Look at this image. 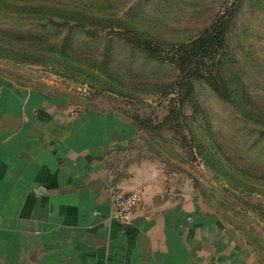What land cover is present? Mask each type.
<instances>
[{
  "label": "rangeland",
  "instance_id": "1",
  "mask_svg": "<svg viewBox=\"0 0 264 264\" xmlns=\"http://www.w3.org/2000/svg\"><path fill=\"white\" fill-rule=\"evenodd\" d=\"M10 1L12 10L83 9L107 16L113 28L73 35L66 43L70 54L62 55L51 54L47 44L62 41L63 32L0 14V75L82 109L117 110L137 120L143 154H161L164 164L184 168L203 203L264 264V0ZM223 17L229 22L226 46L209 64L233 100L221 98L204 78L183 80L175 63L126 38V30H134L170 46L194 40ZM40 53L51 54L52 62L23 61Z\"/></svg>",
  "mask_w": 264,
  "mask_h": 264
},
{
  "label": "crops",
  "instance_id": "2",
  "mask_svg": "<svg viewBox=\"0 0 264 264\" xmlns=\"http://www.w3.org/2000/svg\"><path fill=\"white\" fill-rule=\"evenodd\" d=\"M117 110L0 75V264H262L184 168L139 155ZM141 190L131 222L110 191Z\"/></svg>",
  "mask_w": 264,
  "mask_h": 264
},
{
  "label": "trees",
  "instance_id": "3",
  "mask_svg": "<svg viewBox=\"0 0 264 264\" xmlns=\"http://www.w3.org/2000/svg\"><path fill=\"white\" fill-rule=\"evenodd\" d=\"M19 2V0H14ZM15 4L10 0H0V14H5L8 17L18 21V20H31L38 23V26H52L56 30L63 32L64 38L62 41H57L55 43L47 44V51H50L51 54H62L68 55L69 50L67 48V41H69L73 35L92 32L94 34H100L107 28H111L114 24L109 22L108 24L105 21H108L105 14L96 11L89 10H72V11H62V10H40L38 8H32L27 11H21L15 8L12 10L9 8L8 4ZM19 4V3H18ZM4 13V11H6ZM2 12V13H1ZM40 19V21H39ZM42 22L43 24H41ZM229 27L228 20H225L224 17L215 24L212 28H208L207 31L201 34L199 37L191 41H184L179 43H174L172 45H164L163 43L155 42L149 39L144 34L135 32L134 30H126V38L132 47L139 49L146 54L153 56L154 58L160 61H168L175 63L184 74V78H204L206 79L219 96L225 100H233L232 92L225 85H221L218 80L215 78L214 72L210 68V62L215 61L217 57L222 55V51L226 46L225 35ZM113 28V27H112ZM22 35L23 30L18 29ZM112 40L108 41L106 44V49L110 50L112 45ZM165 46L170 48L165 49ZM41 48H38V51ZM49 55H31L26 60L27 62H52V56ZM46 59V61H44ZM48 59V60H47ZM54 61V60H53ZM81 68V67H79ZM220 75V68L217 69ZM225 79H222V81ZM246 111V107L243 108ZM244 115V114H243ZM137 124V120L133 119ZM261 126L264 127V124ZM262 134H264V128H261ZM139 138L142 137L139 135ZM138 138L137 142L134 144V148L138 151V154L141 156L152 157L143 154V150L139 148L141 146V141ZM146 144L148 141L146 139ZM149 145V144H148ZM154 157V156H153ZM152 157V158H153ZM158 159H161L162 156L159 154Z\"/></svg>",
  "mask_w": 264,
  "mask_h": 264
},
{
  "label": "built area",
  "instance_id": "4",
  "mask_svg": "<svg viewBox=\"0 0 264 264\" xmlns=\"http://www.w3.org/2000/svg\"><path fill=\"white\" fill-rule=\"evenodd\" d=\"M110 198L113 218L121 224H127L133 220L143 200V193L141 190L124 191L112 188Z\"/></svg>",
  "mask_w": 264,
  "mask_h": 264
}]
</instances>
